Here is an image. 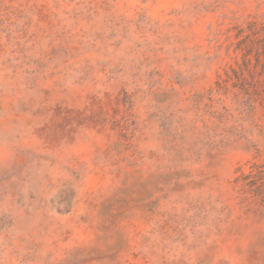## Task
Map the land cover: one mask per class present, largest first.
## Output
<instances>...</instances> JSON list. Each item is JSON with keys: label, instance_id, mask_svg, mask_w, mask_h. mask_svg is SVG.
I'll return each instance as SVG.
<instances>
[{"label": "rangeland", "instance_id": "1", "mask_svg": "<svg viewBox=\"0 0 264 264\" xmlns=\"http://www.w3.org/2000/svg\"><path fill=\"white\" fill-rule=\"evenodd\" d=\"M0 264H264V0H0Z\"/></svg>", "mask_w": 264, "mask_h": 264}]
</instances>
